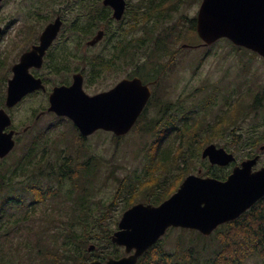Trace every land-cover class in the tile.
<instances>
[{
	"label": "flooded vegetation",
	"instance_id": "1",
	"mask_svg": "<svg viewBox=\"0 0 264 264\" xmlns=\"http://www.w3.org/2000/svg\"><path fill=\"white\" fill-rule=\"evenodd\" d=\"M125 1L122 16L118 18L115 16V7L106 4L105 0H33L24 12L25 17L21 16L19 19L10 20L7 24L4 23L5 27L0 26V40L7 34L8 27L14 24V26L17 25L14 36L20 41V45L16 48L17 45H12V42L16 40H11L9 44L7 42L10 38H7L6 48L4 49L5 45L3 47L5 51L1 52L3 49H0V64L2 69H5L1 72V77L6 85V96L9 80L14 74L13 66L20 62L25 53L32 50L35 52L36 60L29 67V73L43 84L42 87L25 95L18 103L35 95H41L44 98L43 106L31 113L29 124L22 127L24 122L16 123L13 114L9 112L18 104L8 109L12 124L6 128V131H15L14 150L22 139H26L24 147L31 139L37 147V164L46 163L48 169H58L60 180L65 178V183L68 184L70 181H67L66 177H75L79 168L73 167L70 161L73 159L72 155L77 157L79 154L88 153L87 150L92 142H98L112 148V151H117L121 141L126 139L125 137H130L134 130H137L140 122L160 119L164 122L159 133L161 137L165 139L171 136L185 137L186 143L183 144V148L187 147L195 155L200 152L205 163L197 172L194 171L188 175L216 177L208 174L210 167L216 166L226 168L225 174L229 171L231 173L236 166L241 165L242 161L256 156L258 161L253 169L259 170L263 167L264 119L251 127L253 135L245 137L241 127L249 116L264 111V83L254 81L250 76H248L249 81L246 82L240 73L236 74L238 80L233 81L232 72L227 66L222 71L220 81L206 82L203 86H198L187 93L186 96L189 97L184 98V94H179L176 99H173L169 78L175 67L177 53L183 48H207L215 45L219 39L206 45L195 28V30L190 29L195 39L189 40L195 42L183 43L181 47H177L183 38V24L169 23L170 12L167 13L170 3L175 0ZM3 2L4 0L0 10ZM196 19L197 16H188L187 21L190 24H196ZM57 21H59V27L56 36L47 44H43L42 37L47 27ZM100 32L101 36L96 38ZM15 48L18 53L17 59L9 64L11 59L4 57H12ZM208 51L206 50L205 53ZM239 51L245 54L239 55L240 62L242 57H257L264 64V56L258 52L248 48L238 49L237 53ZM102 74L112 76V84L108 88L93 91L90 83L99 80ZM136 77L149 86L150 97L138 120L126 134L120 135L114 130L104 128H98L90 134H83L74 119L49 109L54 89L61 86L70 87L76 78L81 81L83 90L88 95L94 96L110 91L123 81L133 80ZM118 92L120 101L123 99V90ZM186 105L191 106L190 114L185 109ZM156 106L163 107L161 112ZM233 106H242V110H247L244 116L237 119L236 125L232 121ZM169 114L170 117L164 121V117ZM45 116L53 117V121L46 126H38L40 119ZM33 127L36 129L34 130ZM99 134H106L108 140L102 136H96ZM27 135L30 138L26 137ZM94 137L98 138L94 139ZM62 140L64 144H71V147L61 145ZM212 143L234 153L236 159L225 166L212 164L208 157L202 156L203 150ZM240 151L247 155L239 161L236 154ZM7 157V161L0 164V176L3 174V168L13 162L11 157ZM42 159L44 161H41ZM85 159L92 162L90 170L92 178L95 176L97 183L102 167L100 162L97 163V167L93 163L100 160L92 154ZM194 161L195 159L193 160L195 165ZM208 161L210 165L207 164ZM72 171L75 174H72ZM230 173L225 177L216 178L226 180ZM43 181L44 179L40 178L39 182ZM0 196H4L3 190H0Z\"/></svg>",
	"mask_w": 264,
	"mask_h": 264
},
{
	"label": "trees",
	"instance_id": "2",
	"mask_svg": "<svg viewBox=\"0 0 264 264\" xmlns=\"http://www.w3.org/2000/svg\"><path fill=\"white\" fill-rule=\"evenodd\" d=\"M195 28V23L190 24L191 30H195ZM226 41L232 43L229 39ZM236 47L239 50L246 49L241 46ZM238 53L245 55L240 51ZM241 62L247 75L251 71L250 61L242 57ZM1 69L2 65L0 64ZM243 80L247 82L249 77L246 76ZM0 82L3 85V88L0 87L1 108L5 106L6 102V85H4L1 75ZM239 107L233 106L232 121L234 125H236L237 119L247 112V110H242V106ZM156 108L161 112L163 107L156 106ZM185 109L190 114L191 106L187 107L186 105ZM169 117L170 114L166 115L164 121ZM163 124L164 122L159 119L149 122L142 121L137 125V128L142 131V135H147L149 138L153 136L156 139L144 148L145 160L142 174L126 180L116 178L120 181L121 186L127 185L129 191L127 203L122 211L139 201L160 204L178 188L188 173L195 171L193 160L197 156L200 157L201 154L199 152L195 155L187 147L183 148V144L186 143L185 137L178 138L174 150L166 151L160 148L165 139L159 135ZM146 152L150 157H146ZM10 157L13 162L3 168V174L0 176V190L4 191V196H0V264H24L19 258V253H17V257L13 256V248L8 244L13 239L8 237L14 232L15 227L23 232L25 223L31 220L30 217L35 219V226H32V230L35 232L34 235H38L37 243L40 244L37 248H28L31 250L29 254L31 264L34 260V250L38 253L39 264H90L93 258L105 260L109 255L122 256L119 246L111 241V236L116 228L104 227V218L93 216V209L88 205L90 188L97 186L96 177L92 178L90 170L92 162H89L90 160H82L80 155L77 157L72 155L73 159L70 161H72L73 167L79 168L75 177H66L67 181H70L66 184L65 178L60 180L58 169H48L46 163L37 164V147L31 139L21 151L16 153L15 150L7 158ZM6 161V158L0 160V164ZM98 162L100 161L93 163L95 167ZM223 169L217 166L210 167L208 174L218 178L225 177L230 171L225 174ZM159 170L163 173L160 174ZM51 174L52 176H50ZM72 174L75 172L72 171ZM110 175L112 176V174ZM166 176H168L167 179ZM40 178H43L44 181L39 182ZM48 201L56 202L55 212L45 213V219L51 223H55L56 219L60 222V225L55 226L53 234L65 236L63 244L57 240H55L56 243L48 242L43 236L44 229L37 228L40 224L42 205ZM32 208L34 209L32 210ZM5 212H7L8 222L1 223ZM14 216H16L15 219H13ZM65 218H71L73 224L62 223ZM113 221L118 225V219ZM60 227L64 231L61 232ZM48 228L51 229L50 226ZM98 228L102 231H98ZM179 229L183 230L180 232L181 234L178 233L175 238L167 241L171 243L170 246L162 238L140 257L137 264H245L247 259L255 255L264 257V198L238 218L219 226L209 236L196 230ZM94 238L96 241H93ZM92 244L95 245V249L89 251L88 248ZM207 248L206 257H203V252ZM212 248H214L212 252L214 254L211 257L210 250ZM201 258L204 259V262L201 261Z\"/></svg>",
	"mask_w": 264,
	"mask_h": 264
},
{
	"label": "water",
	"instance_id": "3",
	"mask_svg": "<svg viewBox=\"0 0 264 264\" xmlns=\"http://www.w3.org/2000/svg\"><path fill=\"white\" fill-rule=\"evenodd\" d=\"M105 3L115 7L116 17L122 16L125 0H105ZM58 27L59 21L47 27L42 37L43 44L56 36ZM196 28L206 45L226 37L234 44L264 56V0H202ZM35 60L32 50L13 66L6 104L0 108V117L3 118L0 122V159L16 145L15 131H6L12 124L7 109L18 104L29 92L43 86L29 73V67ZM21 67L29 77L26 87H21L17 81V69ZM120 90H123V99L119 101ZM69 93L77 102H69ZM149 97V86L143 84L139 77L123 81L112 90L94 96L88 95L76 78L70 87L54 89L49 109L74 119L83 134L104 128L123 135L134 126ZM202 156L208 157L212 164L223 166L236 159L234 153L214 143L203 150ZM257 161V156L242 161L226 180L189 174L177 191L161 204H133L123 212L118 229L111 236L113 243L125 246L126 254L118 258L109 255L104 261L95 258L90 264H137L170 227L190 228L210 235L220 225L238 218L264 197V166L254 170ZM94 248L95 245H91L88 249L92 251Z\"/></svg>",
	"mask_w": 264,
	"mask_h": 264
},
{
	"label": "rangeland",
	"instance_id": "4",
	"mask_svg": "<svg viewBox=\"0 0 264 264\" xmlns=\"http://www.w3.org/2000/svg\"><path fill=\"white\" fill-rule=\"evenodd\" d=\"M33 0H4V4L0 10V26H4V23H8L12 19H19L21 16H24L28 4ZM202 0H175L173 3H170L171 6L168 8L167 13L170 12V17H168L169 23H175L178 25L183 24V38L177 44V47H181L183 43H194L189 40L195 39V35L190 31V23L187 21L189 17H196L198 14V9L200 7ZM178 7V9H177ZM184 15V16H183ZM25 17V16H24ZM5 27V26H4ZM7 34L0 40V49L2 50L7 38H10L7 43H11V40H16L15 38V29L17 25L11 24ZM7 45V44H6ZM6 45L4 49L6 48ZM12 45H17L16 48L20 45V41L16 40L12 42ZM14 49V54L12 57L6 56L5 59H11L8 63H12L17 59L18 53ZM3 49L4 52L5 50ZM206 50H209L205 53ZM238 48L226 41V39L221 38L217 43L210 47H201L199 49L193 48H183L175 57L174 70L170 73L169 81L172 85L171 97L176 99L179 94H184L185 97L187 93L193 91L198 86H203L206 82H217L220 81L222 76V71L224 67H229L232 72L231 77L233 81L238 80L236 74L244 78L250 76L254 81H259L264 83V64L262 61L255 58L247 57L249 59L251 72L245 74L243 70V63L240 62L239 54L237 53ZM238 54V56H237ZM1 58V56H0ZM5 71V69L0 70ZM0 72V75L2 74ZM113 82V77L105 74H102L99 80L90 83V87L93 91H98L102 88H108ZM5 85V83H4ZM0 87L3 88V85L0 82ZM44 104V98L41 95H35L23 100L22 103L18 104L14 108L10 109L9 112L13 114L16 123H22V127L29 124V117L35 109H39ZM264 119V111L256 115H251L245 120L242 124V132L245 134V137L253 135L251 127L256 126V124ZM53 121V117L45 116L40 119L38 126H46ZM35 130L36 128L33 127ZM68 134V133H67ZM73 134V133H72ZM71 138V136L68 134ZM96 136H102L105 140H108L106 134H99ZM155 136V135H154ZM28 137V135L26 136ZM30 138V137H28ZM98 137H94L97 139ZM121 141L120 148L117 151H112V148L105 147L103 144L98 142H92L87 150L88 153L79 154L81 159H85L88 155H94L100 160L101 170L99 178H97V186L90 188V197L88 205L93 209V216H99L104 218V227L112 226L114 229L117 228V224L113 221L114 219H120L122 216V209L127 203V197L129 196V191L127 185L121 186L119 184V178L129 179L131 177H136L139 174L143 173V163L145 158L144 148L147 144L153 142L155 137L149 138V136L142 135V131L137 128L131 134L130 137H125ZM26 139H22L16 148V153L21 151L25 145ZM176 141L178 142L177 137H168L163 140L161 147L163 150L169 151L170 149H175ZM61 145H67L71 147L69 143H63V140L60 141ZM75 142V141H74ZM224 141H222L223 143ZM238 160H242L247 154L243 151L236 154ZM264 156V153H263ZM146 157L150 155L146 152ZM196 164L193 166L195 172L201 168L202 164L205 163L204 160L200 157L195 158L194 161ZM207 164L210 165L209 161ZM230 169V168H229ZM228 169V170H229ZM227 171L226 168L223 169ZM160 174L163 171H158ZM178 172V171H176ZM112 174V176L110 175ZM142 176V175H140ZM168 176H166V179ZM171 196V195H170ZM55 201H48L40 210V224L37 227L38 229H44L43 236L46 240L51 243H56L57 240L60 244L64 243L65 236L62 234H53L56 225H60V222L56 219L55 223H51L49 220L45 219V213H54ZM1 204V203H0ZM5 206V204H4ZM3 206V207H4ZM29 207H32L29 205ZM34 208H32L33 210ZM7 212H5L2 222H8ZM16 216L13 217L15 219ZM29 222L25 223V229L21 232L17 227L14 228V232L9 235L8 238L11 240L8 244L13 249V256L17 257L19 253V258L24 264H31L30 262V252L28 248H37L40 244L37 243L38 235H34V230L32 226H35V219H32ZM62 223L73 224L71 218H65ZM48 226L51 227L48 228ZM174 228V227H173ZM176 228V227H175ZM61 232L64 231L60 227ZM98 231L102 229L98 228ZM183 231L182 229H169L167 233L163 236V240L170 246V242H167L169 239L175 238L178 233ZM187 233L191 231H185ZM174 234V235H173ZM181 234V233H180ZM93 241H96L94 238ZM100 241V240H99ZM105 243V242H104ZM62 246V245H61ZM119 249L122 251L121 255L125 253L124 247L119 246ZM212 248L210 250V256L212 257L214 253ZM208 248L204 250L203 257H206V252ZM212 253V254H211ZM34 260L32 264H39L38 253L34 250L33 253ZM201 261L204 262V259L201 258ZM245 264H264V257L253 256L247 259Z\"/></svg>",
	"mask_w": 264,
	"mask_h": 264
},
{
	"label": "snow or ice",
	"instance_id": "5",
	"mask_svg": "<svg viewBox=\"0 0 264 264\" xmlns=\"http://www.w3.org/2000/svg\"><path fill=\"white\" fill-rule=\"evenodd\" d=\"M17 81L21 87H26L29 82V77L26 74V70L21 67L17 69ZM128 87H132L131 85H128ZM70 100L69 102H77L74 98H72V94L69 93ZM2 117H0V122H2Z\"/></svg>",
	"mask_w": 264,
	"mask_h": 264
}]
</instances>
